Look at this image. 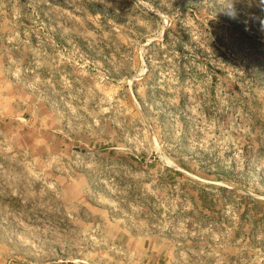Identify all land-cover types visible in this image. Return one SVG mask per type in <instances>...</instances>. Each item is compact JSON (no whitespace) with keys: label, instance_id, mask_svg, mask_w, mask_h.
<instances>
[{"label":"rangeland","instance_id":"obj_1","mask_svg":"<svg viewBox=\"0 0 264 264\" xmlns=\"http://www.w3.org/2000/svg\"><path fill=\"white\" fill-rule=\"evenodd\" d=\"M0 264H264V0H0Z\"/></svg>","mask_w":264,"mask_h":264}]
</instances>
